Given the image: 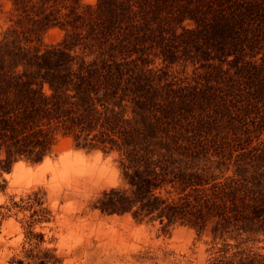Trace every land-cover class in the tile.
I'll list each match as a JSON object with an SVG mask.
<instances>
[{
    "label": "trees",
    "instance_id": "16d2710c",
    "mask_svg": "<svg viewBox=\"0 0 264 264\" xmlns=\"http://www.w3.org/2000/svg\"><path fill=\"white\" fill-rule=\"evenodd\" d=\"M1 15L0 177L63 140L115 154L94 209L209 230L212 264H264V0H0Z\"/></svg>",
    "mask_w": 264,
    "mask_h": 264
},
{
    "label": "rangeland",
    "instance_id": "374dc122",
    "mask_svg": "<svg viewBox=\"0 0 264 264\" xmlns=\"http://www.w3.org/2000/svg\"><path fill=\"white\" fill-rule=\"evenodd\" d=\"M3 8L9 9L6 1ZM5 28L1 15L0 38ZM63 36L52 29L44 41L54 45ZM115 159V154L87 152L63 140L44 162H23L0 177V264H37L44 257L57 260L48 264H212L221 244H214L209 230L199 234L176 225L166 231L158 222L139 223L93 208L102 191L120 183ZM36 193L43 205L35 208L45 213L32 217L26 202ZM30 232L43 236L34 239L40 242L34 250ZM253 251L264 255V241Z\"/></svg>",
    "mask_w": 264,
    "mask_h": 264
},
{
    "label": "water",
    "instance_id": "95a60500",
    "mask_svg": "<svg viewBox=\"0 0 264 264\" xmlns=\"http://www.w3.org/2000/svg\"><path fill=\"white\" fill-rule=\"evenodd\" d=\"M131 216V215H130ZM177 226H181V225H177Z\"/></svg>",
    "mask_w": 264,
    "mask_h": 264
}]
</instances>
